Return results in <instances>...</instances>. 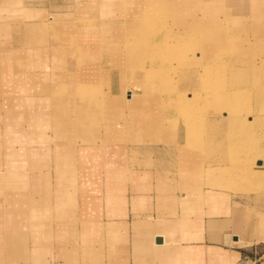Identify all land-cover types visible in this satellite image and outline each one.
I'll return each mask as SVG.
<instances>
[{
	"label": "crops",
	"instance_id": "crops-1",
	"mask_svg": "<svg viewBox=\"0 0 264 264\" xmlns=\"http://www.w3.org/2000/svg\"><path fill=\"white\" fill-rule=\"evenodd\" d=\"M209 1L214 11L234 6ZM87 2L0 0V264H251L259 212L212 180H180L166 148L56 146L55 122H65L56 91L70 85L52 72L53 53L39 41L50 34L38 27ZM73 150L75 162L58 164Z\"/></svg>",
	"mask_w": 264,
	"mask_h": 264
},
{
	"label": "rangeland",
	"instance_id": "rangeland-1",
	"mask_svg": "<svg viewBox=\"0 0 264 264\" xmlns=\"http://www.w3.org/2000/svg\"><path fill=\"white\" fill-rule=\"evenodd\" d=\"M95 1L91 0V2L84 3L81 6H75L74 12L80 13V15H73L70 18L74 21L76 19H83L84 22L86 19L87 23H89L86 27L93 29L91 24L95 25L101 28V32L103 29L105 35L109 34V31H115L112 37L104 38L103 42H118L120 44V51H125L121 53L120 57L129 58L130 60L135 58L134 52L136 48L132 47V44H134L132 40L134 42L133 38H137L138 36V41L143 39L140 36L149 35L153 40L156 39L155 41L158 42L157 45H161L160 47L166 46H163L161 49L157 48L159 49L157 50L158 53L155 56H151L155 63L151 62L149 64V62H145L143 65L138 64L136 66L133 64L134 68L130 76H126L123 67L118 64L110 65L111 67L108 66V63L107 65L104 64V59H102V66H99L100 59L98 66H90L83 71H77V74H80L78 79L79 84L84 83L93 91L92 98L95 101L98 99V93L103 89L107 93H111L114 99H116L115 96L118 98L119 96L129 94V92H131L130 94H137L136 96L138 97L145 95V97H148L143 103L146 112L143 116H137L136 114L123 111L124 107L121 105L119 113H115L116 111H114V114L109 115V113H105L102 110L100 115H98L99 113H95L98 110V106L106 104H99L97 102L87 103V106H90L88 110L90 113H86L87 116L85 117H87V120L85 118V123H82L85 125V129H80L77 125L72 124V127L69 128L71 131L67 134L70 136L65 135V137H70L72 142H76L72 143L74 147L82 141L79 137L77 138V132L80 130L82 132L87 131L88 136L91 135L93 138H96V141H85L84 143L87 145L122 144L130 141L135 146L166 148V151L162 150L160 154L168 160H174L173 162H166L173 170H176L175 161L179 160L177 162V173L180 180L187 181L192 177L197 178L199 181L212 180L213 184H209L210 187L213 186L217 190L227 191L232 195L240 196L241 199L239 201L242 202V207L250 205L252 209L259 212V214L253 217V225L255 229L259 228L262 230L263 237L258 244L257 253H253L251 264H264V168L256 172L255 176L250 173L252 168H258L256 162H254L258 156L264 160V130L244 128L242 124L236 125L232 119L229 122L226 119V117L230 118L232 115H236L237 119H249L250 116L257 113L264 116V81L246 80L244 82L240 79L241 73L245 72L243 69H240L242 65L254 62L257 63L254 64L256 66H264V0L260 3L262 4L261 6L259 5L260 8H256V3V10L248 11L247 15H250L249 18L254 25L251 31L248 28L250 23L242 26L236 25L235 28H232L234 32L230 35L231 37L225 36L226 32L229 36V31L225 30V32L221 29H214V35L218 37L202 40L200 38V41L197 39L191 40V43L171 37L172 35L166 31V28H168V31L170 29L172 34L179 35L182 32L185 35L189 31L199 32L206 30V27L202 26L203 24L198 26L197 29L194 26H189L192 23L190 20L194 17L192 14H185L183 16L177 14L176 9L179 6L177 5L176 8L174 4L180 3L182 0H164V4L159 7L163 15H159L151 23L152 29L148 30L140 24L134 23L139 31L136 33L133 32V26L130 21L136 18L138 20L139 18L134 16V6L132 5L139 0ZM183 2L188 4H186L185 8H192L191 4L197 3L192 0H184ZM239 6H237V10ZM214 12L219 13L209 15V18H217L221 21L239 19V14H241H232L230 12L231 15L228 14V10ZM201 14L204 15L203 13ZM203 17L207 18L208 16ZM117 19H119V25L114 28L113 24L109 22ZM179 19L186 20L183 22L184 25L180 26ZM225 24L229 23L226 22ZM54 25L43 24L42 26L45 27L44 29L48 31L47 33L50 36L48 39L39 40L45 46L46 44L49 46L51 53L54 50H61L60 52L70 50V53L73 51L79 54V51L84 49L85 44H89L85 41V36H87L85 32L81 30L80 32L54 30ZM127 30L128 32L131 31L133 35L136 34V36L127 35ZM139 33L141 34L139 35ZM28 35L31 36L30 34ZM201 35L204 34L201 33ZM59 40L60 44L65 43L66 46H55L56 48H53V42L55 43ZM68 45L72 47L68 48ZM140 45L144 46L143 50H145L148 44L141 43ZM201 48L205 52L204 57L201 56L202 59H215L216 63H209L208 67H205L207 64L203 65V62L199 63L201 58L196 57V53ZM63 56L67 57L69 54ZM75 56L77 67H83V62L78 59L80 55L75 54ZM182 59H187L188 61L183 64L180 61ZM118 68H120V71L117 72ZM228 68L230 70H226ZM114 70H116L114 76L116 78L115 84L117 82V85H110L109 83L104 88V79L111 78L112 73L108 72ZM71 71L73 69L66 71L68 77L71 76ZM251 71L252 73H257L255 70L251 69ZM261 72L264 73V70ZM74 78H77V76ZM133 79L139 80L137 81L139 82L138 86L134 87L132 84H129ZM205 84L211 85L212 92H215V95H212L210 100H206L204 96L200 97L198 95V90L200 87L205 88ZM74 86L77 87L76 83H74ZM76 87L74 88L76 89ZM230 96H233V99L229 102ZM247 96H250L251 99H248ZM166 104L170 105V107H164ZM78 105L80 106V103ZM232 107L235 108L231 110ZM140 111L142 112V109ZM232 111L236 113H232ZM211 120L218 122L215 129L216 132L208 129L214 125H210L209 122ZM106 123H112L114 127L122 131L123 137H116L114 135L116 132L112 131ZM175 123L187 126L189 132L185 133L181 128H173L172 125ZM159 124H161V130L159 129ZM205 125H207L206 128H204ZM221 129L227 133L225 136H229L231 147L228 152L225 151L226 155L221 157L220 161H213L212 156L216 155V152L208 146H212L210 143L211 138L223 137L219 133ZM208 131L212 132L208 134ZM55 136L56 140H58L60 134H56ZM183 136L184 140L187 138V142L188 139L192 140L191 137L196 139V136H199L202 142L197 144L205 143L207 145L202 149L201 147L188 146L189 142H181L183 141L181 139ZM117 138L120 139L117 140ZM207 140H209L208 143H206ZM174 143L180 148H175L176 144L174 145ZM58 145L59 142L56 141V146ZM171 145L172 147H170ZM76 154L77 152L73 150L71 152L73 158H70V161L63 162L57 161V159L56 161L58 164L71 165L72 162L76 161L74 158ZM121 155L122 151L120 152V159H124L125 161V158ZM186 168L191 172V177L185 176ZM246 169L250 171L249 175H246ZM65 173L70 174V171L65 169ZM167 173L168 168L166 175H168ZM58 190L57 188L56 192ZM249 195L255 197L251 198ZM223 200L225 202L228 198H224Z\"/></svg>",
	"mask_w": 264,
	"mask_h": 264
},
{
	"label": "bare ground",
	"instance_id": "bare-ground-1",
	"mask_svg": "<svg viewBox=\"0 0 264 264\" xmlns=\"http://www.w3.org/2000/svg\"><path fill=\"white\" fill-rule=\"evenodd\" d=\"M164 0H139L137 2H135L134 4H132L133 7V13L135 17H139L138 20L136 19H132L130 22L132 23L133 26V32H139L138 28L136 27V24L134 25V23H137L138 25L140 24L142 27H144L145 29H152L151 27V23L153 21H155V19L159 16V15H163L162 11L160 10V6H162L164 4L163 2ZM184 0H182V2L180 3H175V7L177 8V5L179 6V8H177L176 12L178 15H185V14H192V19L190 20L192 23L189 26H194L197 27L198 26H204L206 27V30L203 31H199V32H193V31H189L187 33H185V35L181 33H179V35L177 34H172L170 32V29L168 31V28H166V31L170 33V35H172L171 37H174L176 39H180L183 42H189L191 43V40H199L200 38L202 39H207V38H216L218 36H215L214 34V29H221V30H226L229 31V36L227 35V32L225 33L226 37H231L230 35L234 32V29L236 25H244L246 23H249V21L251 20L249 18L250 15L248 14V11H252L253 9L256 10V8H260L259 5L261 6L262 4V0H230L234 6H232V4H229V8L230 10L228 14H239V16L241 18L239 19H226L224 21H221L220 19L217 18H209V15H213L214 13H219V12H214L213 8H212V3L214 1H209V0H200V2H197L195 4H191L192 8H185L187 3L183 2ZM223 2V1H221ZM257 3V4H256ZM212 4V5H211ZM239 4H241V6H239ZM255 4H256V8H255ZM103 5V4H102ZM188 5V4H187ZM232 6V7H231ZM237 6H239L238 10H237ZM239 11V12H238ZM231 12V13H230ZM201 13H203L204 15H202ZM196 14V15H195ZM231 14V15H232ZM56 15V14H55ZM77 16L80 15V13H75L72 9L70 10V12H68V14H64V16L59 17V18H53L51 23H47L49 24H58V25H54L53 29L54 30H65L68 32H80L83 31L87 34V36H85V41L88 42L89 44H85L84 49L80 50L79 54H77V52H71L70 50H66V51H62L60 52L59 50H54L53 51V58H52V63H53V69L52 72L54 71V73H59L61 76H63L65 78V80L69 79V85L70 88H65V89H61L60 91H56V93L63 95L64 98H62V100L64 101L61 106H63V108H60V113L61 115H63L65 117V122L64 119H61L60 121L55 122L56 125H60L61 130H57L56 132L58 134H60L58 140H56L57 142H59L60 145L63 144V142L66 144V142L68 141L69 143H76V142H72L71 139H64V133H70V130H66V128H71L72 124L77 125L78 128L80 129H85V125H83L82 123H85V118L87 120V116L86 113H90L88 110L90 109V106H87V103H91V102H97V103H104L106 105H99L98 106V110H96V114L99 113L98 115H100V112H105V113H109V115L114 114L113 112L116 111L115 113H119L120 111V106L123 105L124 109L123 111L125 112H129L132 114H136L137 116H143L145 115V109L143 107V103L144 101L148 98L147 96L145 97V95H142L140 97L136 96L137 94H130L131 92H129V94H125L124 96H119L117 98V96H115L116 99L113 98L111 93H107L105 89H103L102 91H100V93H98L97 97L98 99H96V101L92 98L93 97V91H91L87 85H85L84 83H82L81 85L79 84V77L80 74H77V71H83L84 69H87L90 66H98L99 60L101 59V62L99 63V66H102V59L103 63L108 66L111 67L110 65L113 64H118L119 66L123 67V70L125 71L126 76H130V73L132 71V69L134 68V66L136 65H140V64H144L145 62H149V64L155 63L153 57H151L152 55L155 56L157 52V50L161 49L162 47H160L161 45H157L158 42H156L155 40H153V38H151L149 35H143L140 36V38H143L142 40L138 41V38H133L134 42L132 40V47L135 49L136 51L134 52V54L136 55L135 58L133 59H129V58H125V57H120L122 54L124 53L122 51H120V44L116 41H112L110 43H106L103 42L104 38L107 37H112L114 35L115 31H109V34H104V30L102 29L101 32V28H98L95 25L91 24V27L93 29H90L88 27H86L87 25H89V23H87V20L85 19V22L83 19H76L75 21L72 20L70 17L72 16ZM87 15V14H85ZM227 15V13H226ZM197 16V17H195ZM203 16H208L207 18H204ZM229 16V15H227ZM57 17V16H56ZM186 20H182L179 19L178 22L181 25H184L183 22H185ZM127 22V19H126ZM125 22V23H126ZM229 23V24H225V23ZM110 24H113L112 26H114V28H116L119 25V19L117 20H113L111 22H109ZM84 24H86L85 26H83ZM83 26V27H82ZM212 26V27H210ZM246 26V25H245ZM25 29L26 32H31L34 29L31 28L30 26L24 25L23 29ZM39 32H45L47 33L48 31L46 29H44L45 27L39 26ZM195 29V30H196ZM210 29V30H209ZM212 29V31H211ZM197 31V30H196ZM216 32V31H215ZM63 34V32H61ZM92 33V34H91ZM127 35L130 36H136V34H131V31L128 32L127 30ZM204 34V35H201ZM85 34V35H86ZM141 33H139L140 35ZM62 37V35H61ZM62 42V41H61ZM141 43L144 44H148L145 48V50H143L142 45H140ZM138 45V46H137ZM64 47L66 46L65 43H61L60 44V40L58 42H53L52 47L56 48V47ZM118 46V47H117ZM72 46L68 45V48H71ZM123 48V47H122ZM159 48V49H157ZM125 49V48H124ZM142 49V50H141ZM156 50V51H155ZM132 52V51H131ZM129 53V52H128ZM69 54V56L64 57L63 55ZM76 55H80V57H78L79 61L81 60L83 62V67H77L76 64ZM204 49L201 48L198 50V53H196V57L201 58L200 62H203L202 64L205 65L207 64L205 67H208L209 63H213L215 61L214 60H205L202 59V57H204ZM202 56V57H201ZM124 58V59H123ZM129 59V60H128ZM205 60V61H204ZM154 61V62H153ZM182 61V63H186L188 60L187 59H182L180 60ZM198 61V60H196ZM158 62V61H157ZM132 63V64H131ZM264 63V62H263ZM76 64V65H75ZM133 64H135L133 66ZM254 64V62H250L248 64H244L242 65L240 69H243L245 72L241 73V77L240 79L242 81H246V80H255V81H264V73H262L261 71L264 70V66H256ZM74 66H76V68H74ZM81 66V65H80ZM255 66V67H254ZM6 67V66H4ZM130 67L131 70H130ZM203 67V66H202ZM258 67V68H257ZM261 67V68H260ZM7 68V67H6ZM4 68V69H6ZM73 69V71H71V76H67L66 71ZM101 69V68H100ZM252 70L257 71V73H252ZM98 70V69H97ZM226 70H230V68L226 69ZM120 71V68L117 69V72ZM115 72L114 71H109L108 73H112V77L111 78H105L104 82H103V86L104 88L106 87V85H108L110 83V85H114L115 84ZM259 72H261L259 74ZM4 73V72H3ZM65 73V74H64ZM114 73V74H113ZM231 75V74H230ZM75 76H77V78H74ZM6 77H10V75H6ZM28 77L31 78V75L28 74ZM253 77V78H252ZM136 81V82H135ZM139 81L138 79H133L131 81V83L129 82V84H132L134 87H136V85H139ZM74 83H76L77 87L74 86ZM117 85V82L116 84ZM206 87L205 88H201L198 90V95H200V97H205L206 100H210V98L212 97V95H215V92H212V88L211 85L205 84ZM76 87V89L74 88ZM248 99H251L250 96H247ZM95 98V97H94ZM233 99V96L229 97V102ZM108 102V103H107ZM78 103H80V106L78 105ZM122 103V104H121ZM160 103V100H159ZM170 107V105H164V107ZM173 107V106H172ZM235 107H232L231 110H233ZM97 109V108H96ZM142 109V112L140 111ZM237 111V110H235ZM144 112V113H143ZM232 113H236L234 111H232ZM60 115V116H61ZM54 117H58L57 115H54ZM92 119V118H91ZM228 122L230 121V119L233 120V123H235L236 125H241L244 128H255L258 130H264V116H261L260 113H257L256 115H252L249 117V119H237L236 115H232L230 118H227ZM225 121V120H223ZM222 121V122H223ZM102 122V121H100ZM210 125H213L212 128H208L210 130H212L213 132H216L215 129L218 125V122L215 120H211ZM208 123V124H209ZM106 125H109L110 129L114 132H116L114 135L116 137H123V135L121 134L122 131H120L117 127H114L112 123H106ZM116 125V124H115ZM180 126V127H179ZM207 125L204 126V128H206ZM59 126H57V128H60ZM173 128H181L183 130V132L187 133L189 132L187 126L185 127L183 124L179 125L178 123H175L174 125H172ZM92 129V127H90ZM161 128V124H159V129ZM161 130V129H160ZM179 130V129H178ZM79 131L77 132L78 136L80 140H82L83 142L85 141H96V138L92 137L91 135L88 136L87 131H84L82 133H80L79 135ZM210 131V132H212ZM210 132L208 131V134H210ZM222 134L223 137H214L210 139V143L214 146V149L216 151V155H214V157L219 158L222 156H225V151L228 152L229 148L231 147V142L229 139V136H225L227 135V133H225V130L221 129V132H219ZM197 134V133H196ZM195 135V134H194ZM216 135V134H215ZM70 136V135H68ZM72 136V135H71ZM197 138H192V140L188 139L187 142V138H185L186 140H184V136L181 137V139L183 141L181 142H185L188 143V146H192V147H197V148H204L205 143H201V144H197L202 142L199 136H196ZM120 138H117V140ZM171 140V139H170ZM174 140V139H173ZM209 140H207L206 143H208ZM68 143V144H69ZM178 143V142H177ZM176 143H174L175 145ZM177 145V144H176ZM63 146V145H62ZM194 149V148H193ZM218 154V155H217ZM260 156H258V158H256L254 160V162H256V166L258 168H252V170L247 171L246 169V175H249V172L251 174H254L253 176H255V174H257L256 172L263 170L264 168V160L262 158H259ZM263 173V171H262ZM61 174V171L59 173V175ZM61 176V175H60ZM219 177V176H218ZM62 177H60L61 179ZM58 192L60 193L63 190V186L58 183ZM62 195V194H61ZM248 222V221H247ZM247 226V225H246ZM240 234H243L240 232ZM245 237V236H244ZM262 237V234L260 233V231L254 236V240L256 241L257 239H260Z\"/></svg>",
	"mask_w": 264,
	"mask_h": 264
}]
</instances>
